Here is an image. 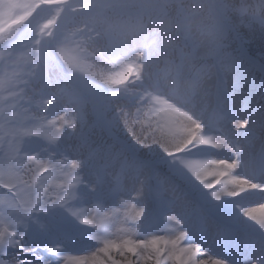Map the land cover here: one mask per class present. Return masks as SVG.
<instances>
[{
    "label": "snow or ice",
    "instance_id": "obj_1",
    "mask_svg": "<svg viewBox=\"0 0 264 264\" xmlns=\"http://www.w3.org/2000/svg\"><path fill=\"white\" fill-rule=\"evenodd\" d=\"M94 2L85 3V36L96 35ZM216 56L218 107L205 122L159 99L149 106L133 59L117 57L98 74L94 64L65 57L70 73L99 79L107 90L86 110L74 92L50 91L48 56L34 53L25 76L0 88V264H264V152L250 151L264 127V26H231ZM101 120L177 166L191 188L176 204L220 252L189 239L175 215L168 234L139 232L144 210L134 200L142 183L110 211L82 205V188L95 193L110 178L118 189L126 172L114 154L93 147ZM254 200L258 206L249 207ZM76 225L86 231L76 233ZM81 236L96 242L94 250L69 254L86 244Z\"/></svg>",
    "mask_w": 264,
    "mask_h": 264
},
{
    "label": "clouds",
    "instance_id": "obj_2",
    "mask_svg": "<svg viewBox=\"0 0 264 264\" xmlns=\"http://www.w3.org/2000/svg\"><path fill=\"white\" fill-rule=\"evenodd\" d=\"M95 37L103 74L116 58L139 65L138 87L149 106L162 100L205 122L218 107L217 56L233 25L264 26V0H95ZM67 89L86 110L107 90L99 79L52 78L50 91ZM264 152V147L260 149Z\"/></svg>",
    "mask_w": 264,
    "mask_h": 264
},
{
    "label": "trees",
    "instance_id": "obj_3",
    "mask_svg": "<svg viewBox=\"0 0 264 264\" xmlns=\"http://www.w3.org/2000/svg\"><path fill=\"white\" fill-rule=\"evenodd\" d=\"M9 2L17 3L19 2V12L15 15L11 16L10 13L2 12L0 20L2 21L0 28H3V30H0V38L2 39H9L11 36L17 33V35L22 30V25L24 22L29 20L30 18L37 17V12L41 10L43 6L39 4L37 0H8ZM54 1L50 2V4H55L54 9L49 11L48 13L43 14L39 19V25L40 30L37 36V48L32 50V56L37 51L41 53H47V43L49 40L50 35V28L52 27L53 19L56 15H59L61 13L60 6L63 2L69 1L72 3V11L75 13L74 21L69 23L68 29L66 31L65 35V41L63 43V46L65 44L66 49L70 50L69 52L74 53L78 55L79 58H81L85 63H97L99 62L100 57L103 55L102 48L97 41L96 37L88 33L87 36L83 35L84 32L80 30L78 27H76V23L81 19H83V16L79 13H82L85 15V3L86 0H49ZM3 6L9 7V5L5 2H3ZM11 10V8H10ZM47 26V27H46ZM12 28H16L12 32ZM2 32H5L4 35H7L9 33V36H2ZM88 36L91 38L89 39ZM259 46V42L256 41L255 44L252 47V50H255ZM64 47V48H65ZM36 50V51H35ZM59 67V68H58ZM25 69L23 64L20 65V71ZM64 70L61 69L60 65H56L53 60L50 63V77H55L60 80H64ZM11 81H17L16 74L13 73L11 76ZM3 83H0V86ZM103 121L109 128H111V133H116L118 137H115L118 140H124L125 138H128L129 136L127 133H125L118 125L115 123H109L106 120ZM102 123V122H101ZM102 125V124H100ZM141 154L145 156L153 155H163L164 153L160 151L159 149H146L141 148Z\"/></svg>",
    "mask_w": 264,
    "mask_h": 264
},
{
    "label": "rangeland",
    "instance_id": "obj_4",
    "mask_svg": "<svg viewBox=\"0 0 264 264\" xmlns=\"http://www.w3.org/2000/svg\"><path fill=\"white\" fill-rule=\"evenodd\" d=\"M0 13H1V6H0ZM264 103V101H262ZM255 135H258L259 137H264V127H257L255 130ZM90 169L88 167H85L83 169L84 172V179L87 181V183L91 184L93 183V175H90ZM89 174L90 176H88ZM144 180H145V170L143 167H131L128 168L127 173L122 179V184L118 189H112L111 184L112 181H105V184L102 189H98L97 192L93 193L89 191V189L86 187V193H87V199L88 204L87 206H93L95 204H101L104 211H110L112 207L117 206L121 200H131L134 193L138 192V185H141L142 188L139 189V194L137 195L134 202L138 207L143 208V213L147 210L148 204L144 198ZM137 185V186H136ZM173 198H175L174 195H172ZM259 200H254L248 202L249 207H257L259 204ZM182 214V210L179 206L174 205V209L171 212V215H175L177 219H181L180 215ZM141 219V218H140ZM182 220V219H181ZM183 221V220H182ZM169 225L173 226V223L169 221ZM138 231L142 233L140 229V220L137 222ZM169 229L165 227L163 230H159L156 234H161L163 232H167ZM196 242H199L202 244V246L208 248L213 253H218L221 250L217 248L211 241L205 240L202 237H199L196 239ZM95 244L92 245L94 250ZM87 254V253H86Z\"/></svg>",
    "mask_w": 264,
    "mask_h": 264
}]
</instances>
